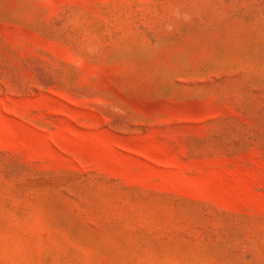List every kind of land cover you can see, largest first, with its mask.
Here are the masks:
<instances>
[{"label":"rangeland","instance_id":"rangeland-1","mask_svg":"<svg viewBox=\"0 0 264 264\" xmlns=\"http://www.w3.org/2000/svg\"><path fill=\"white\" fill-rule=\"evenodd\" d=\"M0 264H264V0H0Z\"/></svg>","mask_w":264,"mask_h":264}]
</instances>
